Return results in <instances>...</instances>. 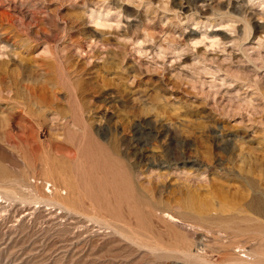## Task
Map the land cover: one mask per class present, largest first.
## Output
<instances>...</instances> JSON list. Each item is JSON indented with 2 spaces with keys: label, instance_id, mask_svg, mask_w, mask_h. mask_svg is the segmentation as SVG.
<instances>
[{
  "label": "rangeland",
  "instance_id": "374dc122",
  "mask_svg": "<svg viewBox=\"0 0 264 264\" xmlns=\"http://www.w3.org/2000/svg\"><path fill=\"white\" fill-rule=\"evenodd\" d=\"M97 142L138 165L137 193L159 206L146 208L144 226L124 204L114 220L123 235L94 223L85 244L71 235V217L23 216L3 197L2 186L43 194L58 165L78 175L82 159L84 169L99 155ZM76 152L81 163L69 169ZM0 185V264L264 262L243 249L264 236L238 230L264 217L217 211L221 195L241 192L264 209V0H0ZM103 234L107 247L96 243ZM188 248L206 260L183 257Z\"/></svg>",
  "mask_w": 264,
  "mask_h": 264
},
{
  "label": "bare ground",
  "instance_id": "6f19581e",
  "mask_svg": "<svg viewBox=\"0 0 264 264\" xmlns=\"http://www.w3.org/2000/svg\"><path fill=\"white\" fill-rule=\"evenodd\" d=\"M79 120V119H78ZM78 120L76 119L75 122L79 124ZM81 121V119H80ZM82 122V121H81ZM72 124H74L72 122ZM82 124V123H81ZM81 124H79L81 126ZM83 127V126H82ZM85 128V126L83 127ZM145 128V127H144ZM87 129V126L85 128V130ZM146 130V129H145ZM82 131V130H81ZM87 131V130H86ZM152 131V130H151ZM84 132V130H83ZM95 132V131H94ZM150 132V131H149ZM73 133V132H72ZM75 133V132H74ZM85 133V132H84ZM76 134V133H75ZM141 134V133H140ZM78 135V134H77ZM75 135V136H77ZM87 135V134H86ZM143 135V133H142ZM85 136V134H84ZM95 136V135H94ZM93 136V137H94ZM138 136V135H137ZM140 137V136H139ZM76 138V137H75ZM84 138V137H83ZM82 139V138H81ZM96 139V138H95ZM137 139V138H136ZM140 139V138H139ZM138 139V140H139ZM93 140V139H92ZM140 141V140H139ZM143 141V140H142ZM82 142V141H81ZM141 142V141H140ZM84 143V142H83ZM98 143V142H97ZM79 144L81 143H78V146L77 147H80ZM93 144V143H92ZM99 144V143H98ZM139 144V143H138ZM83 145V144H82ZM84 146V145H83ZM95 146V144H94ZM81 148V147H80ZM80 148L78 149L80 151ZM91 148V147H90ZM96 148V147H95ZM77 149V148H76ZM97 149V148H96ZM92 150V148L90 149ZM98 150H99V155L96 156V157H91L92 159H90L88 157V161H87V167L86 168H82V164L83 162H86V161H83L85 159H82V163L80 162L81 160L79 159L78 161L76 160V156H79V154H76L75 156H71L68 160H69V164L67 165L68 168L71 166V163L72 161L74 160L75 162L77 161L78 163H81L79 164V166L81 165V167L78 166L77 169V173L78 175L74 174V169L75 168H72L71 171H69L67 168L64 169V168H61L59 167H54V164L52 167H48L50 170L51 168H53V173L55 174L54 178L56 177L57 180L55 179V181H51V183H49L50 180H48V182H44L46 183L44 185V193L42 191L43 194H40L38 192L34 193L32 191V193H26V192H18L16 190H14L13 188L10 189L11 187H5V186H2L5 188V190L2 191V195L3 197L6 199V200H13L16 204V206L18 205V208L19 210H21V213L23 212V216L27 213L25 212L26 210H30L32 209L33 211L31 212V215H33L32 213H36V212H46L45 214L48 215V214H60V215H64V216H68V217H71L72 220H74L72 223H73V227L70 225L71 223H69V225L72 227V233L71 235L75 236L79 241L77 242H82V243H85V244H91V237L89 235V230L91 229V227L93 226H90L91 224H96L97 226H100V225H103V226H106L108 228H111L113 229L112 231H114L115 233H119L118 235L122 234V232L120 231V225L119 223H116L114 220H120L122 218V215L121 214V208L123 207L124 204H129L130 206V213H132L133 215H136L138 217V221L136 224H133L134 226H144L143 223L141 222V219L143 218H147L146 216H151V211L147 210L146 208L148 206H151L153 208H155V206L157 205V201H150L149 199H147L144 194H138L137 192H139V188L142 189L143 187H140V183H138L136 181V178L138 176V173L140 171V169L138 168V165H132L129 161L125 160V158L120 155V153L114 148L112 149L111 147L109 146H105L103 143H100L98 145ZM78 151V152H79ZM83 151V147H82V150ZM145 152V151H144ZM96 153V154H97ZM83 154V153H82ZM85 154V153H84ZM41 155V158H42V154ZM39 155V156H40ZM91 155V153H90ZM94 155V154H93ZM148 155V154H147ZM51 156V154H50ZM54 156V155H53ZM52 156V157H53ZM68 156V155H67ZM149 156V155H148ZM83 157V156H82ZM54 158V157H53ZM59 158V157H58ZM46 159V158H45ZM49 159V158H48ZM47 159V160H48ZM60 159V158H59ZM90 159V160H89ZM41 160V159H40ZM43 160V159H42ZM46 160V161H47ZM55 160V159H54ZM61 162H62V159H60ZM50 161V160H48ZM57 161V159H56ZM73 161V163H74ZM41 162V161H40ZM77 162H76V165H77ZM63 163V162H62ZM147 163V162H146ZM43 164L45 165L46 163L43 162ZM49 164V162H48ZM28 165V164H27ZM75 165V166H76ZM154 165V164H153ZM65 166V165H63ZM73 165V167H75ZM85 166V165H84ZM159 166V165H158ZM165 165L163 163L160 164V167H164ZM77 167V166H76ZM70 169V168H69ZM83 169V170H81ZM46 170V169H45ZM79 170V171H78ZM9 174H10V171H8ZM32 172V171H31ZM47 172V171H46ZM3 173V172H1ZM50 173V172H49ZM14 174V173H13ZM35 174V173H34ZM52 174V172L50 173ZM52 174V175H54ZM4 174H2L3 176ZM11 175V174H10ZM52 175H50L49 177H53ZM76 175V176H74ZM6 175H4L3 177H5ZM13 176V175H12ZM46 176V175H44ZM25 177H26V174H25ZM77 177V178H76ZM78 177H80V179L78 180ZM31 178V177H30ZM12 179V178H11ZM24 180H26L25 178H22ZM35 179V178H34ZM46 179V177H45ZM51 179V178H49ZM53 179V178H52ZM4 180V179H3ZM28 180V179H27ZM44 180V179H43ZM17 181V180H16ZM19 181V180H18ZM31 181H32V178H31ZM4 182V181H3ZM22 182V181H21ZM36 182V180H35ZM5 183V182H4ZM29 183V182H28ZM34 183V182H33ZM37 183V182H36ZM49 183V184H48ZM138 183V184H137ZM9 184V183H7ZM30 184V183H29ZM14 185V184H12ZM19 185V184H18ZM17 185V186H18ZM34 185V184H33ZM32 185V186H33ZM1 186V185H0ZM28 184L26 185H22V187H25L26 188H29ZM40 186V185H39ZM37 186V187H39ZM20 187V186H19ZM21 189L23 190L24 188ZM34 187V186H33ZM36 188V187H35ZM38 189V188H37ZM28 191V190H27ZM30 191V190H29ZM41 191V189H40ZM231 196V195H230ZM90 199V201H88V198ZM247 194L244 193V192H241L238 196H236V198H233V199H229L227 196L225 195H221V202H222V205L220 207H218L217 211L221 212V213H227L229 218L233 221H236V220H245V221H251L252 220V215L251 213H256L258 215H261L264 217V209L262 210V205L261 202L260 204L256 203V202H247ZM113 201L116 203V204H113V205H116V209H114V207L112 206V203ZM2 203V201H0ZM112 202V203H111ZM12 203V202H11ZM160 203V202H159ZM200 204V207L203 206ZM211 204V203H210ZM4 205V204H3ZM2 205V206H3ZM11 205V204H10ZM139 207H138V206ZM182 205V204H181ZM206 205V204H205ZM13 206V205H11ZM125 206V205H124ZM127 208H128V205H126ZM158 206V205H157ZM156 206V207H157ZM14 207V206H13ZM159 207V206H158ZM206 207V206H205ZM203 207V208H205ZM215 207V206H214ZM213 207V208H214ZM16 208V207H15ZM14 208V211H16ZM208 208V209H207ZM205 208L206 210H209V207ZM264 208V206H263ZM13 209V208H12ZM17 209V208H16ZM125 209V207H124ZM156 209V208H155ZM215 209V208H214ZM8 210V209H7ZM126 210V209H125ZM216 210V209H215ZM159 214V211H157ZM205 212V211H203ZM10 213V211H9ZM15 212H13L14 214ZM29 213V212H28ZM67 213V214H66ZM75 213V214H74ZM124 213V212H123ZM128 213V212H127ZM153 213V212H152ZM163 213V212H162ZM16 214V213H15ZM18 214V212H17ZM38 214V213H37ZM72 214V215H70ZM129 214V213H128ZM12 215V214H11ZM29 215V214H28ZM44 215V213L42 214ZM62 215V216H63ZM114 215V216H112ZM125 215V213H124ZM156 215V214H155ZM22 216V217H23ZM63 216V217H64ZM163 216L167 219H169L170 221H172L173 223H175V225L178 223L179 220H177L175 217H173L171 214L169 213H163ZM201 216V215H200ZM226 216V217H228ZM12 217V216H11ZM21 217V216H20ZM20 217H18L20 219ZM41 217V216H39ZM50 218V216H47ZM54 217V216H52ZM67 217V218H68ZM128 218V216H126ZM134 216H132V219H133ZM2 218V217H1ZM10 218V216L8 217ZM29 218H33V217H30ZM46 218V217H44ZM56 218V217H55ZM13 219V218H12ZM24 219V218H23ZM36 219H37V215H36ZM52 219V218H51ZM63 220V218H61ZM66 219V217H65ZM34 220V219H32ZM57 220H58V216H57ZM60 220V218H59ZM58 220V221H59ZM226 220V219H225ZM260 220V219H259ZM262 220V219H261ZM13 221V220H12ZM11 221V222H12ZM27 221V220H26ZM71 221V219H70ZM123 221V220H122ZM130 221V220H129ZM223 221H224V218H223ZM257 221V220H256ZM16 222V220H15ZM24 222H25V219H24ZM30 222V221H29ZM46 222V220H45ZM66 221H64L63 224H65ZM68 222V221H67ZM88 222H91V223H88ZM126 222V221H125ZM124 222V223H125ZM135 222V221H134ZM14 223V222H13ZM18 223V221H17ZM26 223V222H25ZM31 223V222H30ZM29 223V224H30ZM33 223V222H32ZM47 223H48V220H47ZM12 224V223H11ZM21 224V223H20ZM55 224V223H54ZM127 223H125L126 225ZM256 224V225H255ZM258 224V225H257ZM56 225V224H55ZM54 225V226H55ZM67 225V224H66ZM65 225V227H66ZM191 225V224H190ZM252 226H250L251 228L247 227L245 228V230H242V229H238L239 232L243 233V232H247V231H250V230H254L253 232L262 237L264 236V224H259V223H254V224H251ZM43 226V225H42ZM51 226V225H50ZM127 226V225H126ZM193 226V225H192ZM14 227V226H13ZM21 227V226H20ZM48 227V225H47ZM52 227V226H51ZM58 227H60L58 225ZM63 226H61L62 228ZM122 228L124 226H121ZM194 227V226H193ZM60 228V229H61ZM100 228H103L102 230H104V227H101ZM131 228L133 230H135L132 226ZM185 228L187 229H192L190 226H186ZM222 228V227H221ZM12 229V228H11ZM50 229V228H49ZM55 229V228H54ZM70 229V228H69ZM106 229V228H105ZM124 229V228H123ZM122 229V230H123ZM129 226H128V230H129ZM138 229V227H137ZM144 228L141 229V231L143 230ZM57 230V229H56ZM55 230V231H56ZM67 230V229H66ZM92 230V229H91ZM94 230V229H93ZM92 230V231H93ZM110 230V229H109ZM145 230V229H144ZM143 230V231H144ZM185 230V229H184ZM194 230V229H193ZM216 230V229H214ZM213 230V231H214ZM1 231V230H0ZM44 231V230H43ZM52 231V230H51ZM68 231V230H67ZM98 231V230H97ZM106 231V230H105ZM138 231L140 232V230L138 229ZM189 231V230H188ZM192 231V230H191ZM207 231V229L205 230ZM11 232V231H10ZM66 232V231H65ZM88 232V234H86ZM94 232V231H93ZM125 232V231H124ZM131 233H133L132 231H130ZM137 232V231H136ZM138 232V233H139ZM149 232V231H148ZM190 232V231H189ZM225 232V231H224ZM14 233V232H12ZM57 233V232H56ZM95 233V232H94ZM128 233V232H127ZM147 233V232H146ZM145 231L143 234H146ZM173 233V232H171ZM206 233V232H205ZM208 233V232H207ZM212 233V231H211ZM219 234V232H217ZM233 233V232H232ZM22 234V233H20ZM45 234V233H44ZM67 234V233H66ZM70 234V233H69ZM141 234V233H140ZM143 234L142 236H140L139 234L137 236H140L139 238L141 239H144V240H147V238H141L143 237ZM210 234V233H209ZM225 234V233H223ZM221 234V235H223ZM109 235V234H108ZM123 235V234H122ZM128 235V234H127ZM148 235V234H147ZM173 235V234H172ZM194 235H196L194 233ZM229 235V234H228ZM247 235V233H246ZM251 236V234H249ZM253 235V234H252ZM92 236V235H91ZM129 236V235H128ZM136 236V235H135ZM150 236V234H149ZM200 236V232L199 234L197 235V238ZM210 236H213L212 234ZM220 236V235H219ZM25 237V236H24ZM74 237V238H75ZM97 237V236H96ZM118 237V236H117ZM124 237H126V235H124ZM132 237V236H131ZM181 237V236H180ZM196 237V236H194ZM218 237V236H217ZM221 237V236H220ZM225 237V236H224ZM227 237V236H226ZM229 237V236H228ZM14 238V237H13ZM36 238V237H35ZM59 238V237H58ZM69 238V237H68ZM93 238V237H92ZM95 238V237H94ZM93 238V239H94ZM127 238V237H126ZM134 238V235L133 237ZM151 238V237H150ZM241 238V237H240ZM73 239V238H72ZM114 239V238H113ZM127 239H130V238H127ZM125 239V241L127 240ZM204 237H202V241H203ZM208 239V238H206ZM233 239V238H232ZM242 239V238H241ZM60 240V239H59ZM110 240H112L111 237H108V236H105L103 234V236H99V238L96 240V243L99 244V243H103L104 246H105V243H107V241L109 242ZM143 240L142 243H144L145 241ZM156 239H154V242H155ZM197 240V239H196ZM222 240V239H221ZM251 240V239H250ZM263 241H259V242H256L254 241L255 243L253 244V246H248V249L246 248H243L244 251L247 253V254H252V253H255L257 255H260L263 259H264V239H261ZM42 241V240H41ZM58 241V240H57ZM66 241V240H65ZM72 241V240H70ZM149 239L147 240V242L149 243ZM182 241V240H181ZM185 241V240H184ZM193 241V240H192ZM211 241V240H210ZM209 241V242H210ZM224 241V239H223ZM226 241V240H225ZM9 242V241H8ZM39 242V241H38ZM67 242V241H66ZM117 242V241H116ZM114 242V243H116ZM121 242V241H120ZM137 242V240H136ZM139 242V240H138ZM183 242V241H182ZM189 242V240L187 241V243ZM198 242V240H197ZM207 242V241H206ZM208 242V243H209ZM217 242V241H216ZM228 242V241H227ZM15 243V242H14ZM37 243V242H36ZM113 243V242H112ZM111 243V245H112ZM134 244H137L135 242H133ZM141 243V242H140ZM147 243V244H148ZM150 243H152V241H150ZM149 243V245H150ZM156 243V242H155ZM161 243V242H160ZM160 243H158L160 245ZM186 243V242H185ZM192 243V242H191ZM57 244V243H56ZM74 244V243H73ZM123 244V243H122ZM125 244V242H124ZM132 244V245H134ZM153 244V243H152ZM151 244V245H152ZM190 244V242H189ZM225 245H227L226 243H224ZM229 244L230 246H228V248H233L232 246L234 245L233 242H230L229 241ZM244 244H245V240H244ZM257 244V246H256ZM53 245V243H52ZM55 245V243H54ZM61 245V244H60ZM70 245V244H69ZM84 245V244H82ZM107 245V244H106ZM110 245V244H109ZM110 245V246H111ZM155 245V244H154ZM180 245H184L183 243L180 244ZM199 245V244H198ZM196 245V246H198ZM208 245V244H207ZM210 245V244H209ZM218 245V244H217ZM221 245V244H219ZM224 245V246H225ZM237 242H236V246H237ZM240 245V243H239ZM237 246L240 249V246ZM8 246V245H7ZM42 246V245H41ZM51 246V245H50ZM49 246V247H50ZM91 246V245H90ZM98 246V245H97ZM96 246V247H97ZM103 246V245H102ZM103 246V247H104ZM122 246V245H121ZM129 246V245H128ZM128 246H125V247H128ZM146 246V245H144ZM153 246V245H152ZM157 247H159L158 245H155ZM154 246V247H155ZM203 246V245H202ZM211 246V245H210ZM223 246V245H222ZM220 246V247H222ZM64 247V246H63ZM69 247V246H68ZM73 247V246H72ZM80 247V250H81V246ZM100 247V246H98ZM97 247V248H98ZM107 247V246H105ZM104 247V248H105ZM124 247V248H125ZM136 247V246H134ZM140 247V245H139ZM149 247V246H148ZM161 247V246H160ZM194 247V246H193ZM200 247V245H199ZM214 247V246H213ZM219 247V246H218ZM33 248V247H31ZM51 248V247H50ZM102 248V247H100ZM103 248V249H104ZM141 248V247H140ZM153 248V247H152ZM165 248V247H164ZM191 248V247H190ZM188 248L186 251H185V255L186 258L187 256H189L190 258L191 257H195L197 258L198 262L199 260L203 259V260H206L204 259V257H200L198 259V255L197 253L195 254L194 250ZM202 248V247H201ZM204 248V247H203ZM203 248H202V252L204 253V251H208V250H204L203 251ZM207 247H205L206 249ZM216 248V247H215ZM238 248H236L238 250ZM21 249V248H20ZM77 249V248H75ZM84 249V248H83ZM86 249V248H85ZM88 249V248H87ZM90 249V248H89ZM99 249V248H98ZM108 249V248H106ZM143 249V248H141ZM146 249H148L146 247ZM159 249V248H158ZM166 249V248H165ZM172 249V248H171ZM235 249V248H234ZM64 250V249H62ZM70 250V249H69ZM74 250V249H73ZM79 250V251H80ZM124 250V249H123ZM168 250V249H167ZM176 250V249H175ZM178 250V249H177ZM176 250V252H177ZM182 250V249H181ZM180 250V251H181ZM196 250V249H195ZM201 250V249H200ZM227 250V249H226ZM236 250V251H237ZM75 251V250H74ZM72 251V254L73 252ZM78 251V253L76 254V256L78 254H80ZM84 251L83 250V254H84ZM90 251V250H89ZM121 251V250H120ZM135 251V249H134ZM140 251V250H138ZM145 251V250H144ZM149 251V250H148ZM151 251V250H150ZM154 250H152L153 252ZM157 251V250H156ZM155 251V252H156ZM161 251V250H160ZM173 251V249L171 250ZM170 251V252H171ZM178 251V252H180ZM197 251V250H196ZM220 250H218L219 252ZM243 251V250H241ZM59 252V251H58ZM93 252V251H92ZM97 252V251H96ZM99 252V250H98ZM131 252V251H130ZM147 252V251H146ZM151 252V253H152ZM158 252V251H157ZM201 252V253H202ZM209 252V251H208ZM207 252V253H208ZM212 252V250H211ZM141 253V252H140ZM165 253V252H163ZM169 253V252H168ZM206 253V254H207ZM210 253V252H209ZM215 253V252H214ZM222 255L224 252H221ZM230 253V252H228ZM245 253V254H246ZM46 254V253H45ZM58 254V253H56ZM75 254V253H74ZM95 254V252H94ZM155 254V253H154ZM158 254V253H157ZM161 254V253H159ZM158 254V255H159ZM173 254H175V251L173 252ZM211 254V253H210ZM217 254V253H216ZM225 254V253H224ZM227 254V253H226ZM230 254H235V252L233 253H230ZM82 255V254H81ZM98 255V254H97ZM153 255V253H152ZM177 257H180V254L178 256V254H176ZM201 255V254H200ZM205 255V254H204ZM203 255V256H204ZM228 255V254H227ZM243 255V254H242ZM53 256V255H52ZM56 256V255H55ZM66 256V255H65ZM69 256V255H68ZM86 256H88V253L86 254ZM85 256V257H86ZM93 256V255H92ZM157 256V255H156ZM162 256H165L162 255ZM170 256V254L168 255ZM224 256V255H223ZM226 256V255H225ZM224 256V258H225ZM245 256V255H244ZM75 257V256H73ZM173 257V255H172ZM175 257V256H174ZM227 257V256H226ZM243 257V256H242ZM48 258V257H47ZM50 258V257H49ZM58 258V257H57ZM62 258V257H61ZM64 258V257H63ZM68 258V257H66ZM65 258V259H66ZM88 258V257H87ZM91 258V257H90ZM160 258V256H159ZM51 259V258H50ZM49 259V260H50ZM72 259V258H71ZM76 259V258H75ZM80 259V258H79ZM92 259V258H91ZM95 259V258H93ZM170 259V258H169ZM188 259V258H187ZM186 259V261H187ZM229 259V258H228ZM253 259V258H252ZM7 260V259H6ZM16 260V259H15ZM67 260V259H66ZM162 260V259H161ZM165 260V259H164ZM177 260L180 261V259L177 258ZM182 260V259H181ZM54 261V260H53ZM64 261V260H62ZM194 261V260H193ZM208 261V260H207ZM197 262V261H196ZM194 262V263H196ZM201 262V261H200ZM199 262V263H200ZM167 263V262H166ZM178 263V262H177ZM176 263V264H177ZM180 263V262H179ZM204 264H206V262H203ZM202 263V264H203ZM231 264H264V262L262 260H259L258 262H247V261H239V262H235V263H232V262H229ZM54 264V263H53ZM161 264V263H160ZM181 264V263H180ZM184 264V263H183ZM227 264V263H226Z\"/></svg>",
  "mask_w": 264,
  "mask_h": 264
}]
</instances>
